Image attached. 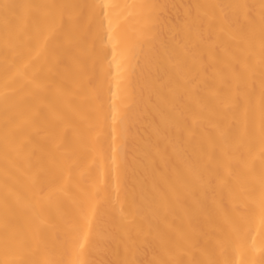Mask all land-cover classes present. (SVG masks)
Wrapping results in <instances>:
<instances>
[{"label":"bare ground","instance_id":"obj_1","mask_svg":"<svg viewBox=\"0 0 264 264\" xmlns=\"http://www.w3.org/2000/svg\"><path fill=\"white\" fill-rule=\"evenodd\" d=\"M264 0H0V264H264Z\"/></svg>","mask_w":264,"mask_h":264},{"label":"snow or ice","instance_id":"obj_2","mask_svg":"<svg viewBox=\"0 0 264 264\" xmlns=\"http://www.w3.org/2000/svg\"><path fill=\"white\" fill-rule=\"evenodd\" d=\"M262 211H264V209H262Z\"/></svg>","mask_w":264,"mask_h":264}]
</instances>
